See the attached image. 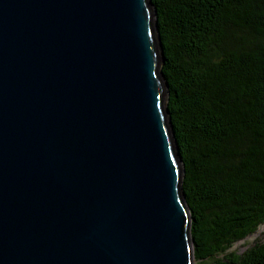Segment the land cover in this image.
<instances>
[{
  "label": "water",
  "instance_id": "95a60500",
  "mask_svg": "<svg viewBox=\"0 0 264 264\" xmlns=\"http://www.w3.org/2000/svg\"><path fill=\"white\" fill-rule=\"evenodd\" d=\"M150 0H0V264H195Z\"/></svg>",
  "mask_w": 264,
  "mask_h": 264
},
{
  "label": "trees",
  "instance_id": "16d2710c",
  "mask_svg": "<svg viewBox=\"0 0 264 264\" xmlns=\"http://www.w3.org/2000/svg\"><path fill=\"white\" fill-rule=\"evenodd\" d=\"M195 264H264V0H150Z\"/></svg>",
  "mask_w": 264,
  "mask_h": 264
},
{
  "label": "rangeland",
  "instance_id": "374dc122",
  "mask_svg": "<svg viewBox=\"0 0 264 264\" xmlns=\"http://www.w3.org/2000/svg\"><path fill=\"white\" fill-rule=\"evenodd\" d=\"M264 237V223L259 225L255 232L245 238L235 242L229 250H235L237 253H242L253 244L262 241Z\"/></svg>",
  "mask_w": 264,
  "mask_h": 264
}]
</instances>
